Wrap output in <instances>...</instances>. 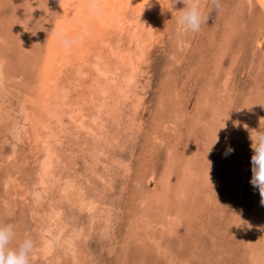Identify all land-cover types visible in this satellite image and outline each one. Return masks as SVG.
<instances>
[{
  "label": "rangeland",
  "instance_id": "374dc122",
  "mask_svg": "<svg viewBox=\"0 0 264 264\" xmlns=\"http://www.w3.org/2000/svg\"><path fill=\"white\" fill-rule=\"evenodd\" d=\"M61 1L0 0V55L11 63L4 62L6 81L0 82V96L4 94L0 102V222L14 224L18 238L25 234L34 238L31 264H72L76 262L73 255L80 264H264V204L259 189L250 183L251 136L264 128V9L260 3L221 0L217 11L208 0H198L207 22L198 33H184L176 26L177 11L184 5L171 8L168 0L166 9L153 18L158 29L151 39L155 43L147 44L151 54L142 63L144 74L136 83L144 97L136 125L131 127L127 116L130 99L121 110L125 117L114 118L118 127L109 123L111 139L103 151L92 150V142L76 130L73 138L66 135L55 147L65 154L61 158L64 175L74 169L84 187L79 199L78 194L62 191L63 181L55 174L57 162L52 174L56 178L39 174L44 147L33 134L25 136L15 126L25 122L20 114L21 109L27 110L22 106L23 95L32 94V88H24L32 83L36 88L32 76L40 71L39 57L45 53ZM63 81L70 91L68 77ZM48 125L42 124L41 133ZM229 147L231 153H227ZM128 162L125 173L122 165ZM89 169L104 178L99 174L91 178ZM36 191L45 194L46 201L36 202ZM91 199L98 204L95 211H91ZM56 207L67 219L66 231L79 234L74 238V252L65 256L55 247L60 257L44 254L40 237L47 212Z\"/></svg>",
  "mask_w": 264,
  "mask_h": 264
},
{
  "label": "bare ground",
  "instance_id": "6f19581e",
  "mask_svg": "<svg viewBox=\"0 0 264 264\" xmlns=\"http://www.w3.org/2000/svg\"><path fill=\"white\" fill-rule=\"evenodd\" d=\"M257 1L260 3L261 7L264 9V0H257ZM85 2H86V0H62L61 1L60 6L58 7L59 9L54 14V20H53V23L51 24L52 26L50 28V33L48 36L49 37L48 42L46 44V48L44 49L45 53L43 54L42 57H39V58H42V60L40 59L42 62L41 67H39L40 71L38 70L39 72L38 73L35 72L34 76H32V77H34V80L33 79L32 80L35 81L36 88L33 87V85H32L33 83L32 84L29 83V84H31L30 86H25V88H24L25 90H27V89L30 90L32 88V92H29L32 94H27L26 92L21 91L22 89H20V92H23V94L26 93V95H23L24 101L22 99V101H23L22 106L26 107L27 110L24 111V109H25L24 108V109H21L22 111H20V112H22L20 114L24 115V121L25 122L21 123V124H19V123L15 124V126H17V129L20 130V133H22L25 136H28L29 133H30V135L33 134L34 138L36 137L37 141L40 142L41 145L44 147V150H42L43 155L40 156V157H42L41 158L42 160L40 159V161H41V164H40L41 173H39V174L40 175L42 174V176H44V179H47V177H49L50 175H51L50 177H53L52 176V174L54 173L53 168L57 162L58 168L55 170L56 171L55 174L58 176L57 178H59L60 181H63V185H62L63 187H61V189L65 188V191L67 193H70L69 195L78 194L79 197L76 195V199H78V198L80 199L83 197L84 187L80 186V183L78 182V178H77V175H76V172L74 171V169H70L71 171H69V175H68V172H66V174L64 175L63 172L65 171V166H63V165L61 166V162H62L61 158H64L65 154L63 153V151H60L61 149L60 150L57 149L58 148L57 145H58V143H61L60 140L64 136L68 135L66 137H68V138L72 137L74 135L73 131L76 130V131H79V132L85 134L84 135L85 137H83V138H88L92 142V147H93L92 150L98 148V150L103 151L104 148L106 147L105 144H107L111 139L110 124L112 123L115 126H117V124H119L118 121L116 122V120H114V118H116V117L118 118V116H119L118 119H121V117L124 116V114L121 110L123 109L126 102L130 101V99L133 100L132 103H130V102L129 103L127 102V103L131 104V106H132L130 111H129L131 113V115H130V113L129 114L125 113V114H127V116L129 115L128 118H130V121L132 122V123L130 122L131 123L130 126L133 127L136 125V122L138 121L137 120L138 111H140L138 109L141 108V103L143 102L142 98L144 99L143 94H142V92L139 91V87L137 86L136 83L137 82L139 83V79H138L139 75L142 74V76H143V74H144V72L142 73V70L144 68V67L142 68V63L144 61H146V59H147L146 56L149 53L147 50V44L151 43V39H153V38L155 39L154 36L156 35V33L158 31V29L156 28L157 25H155L153 18L155 17V15H157V13L163 12L166 9L167 5L169 4V3L167 4L168 0H148V3H147V0H99L98 11L96 13H89L87 8L85 7ZM52 4H54V3H52ZM18 8H21V7H18ZM73 10H75V11H73ZM170 11H167V12H170ZM158 25H160V24H158ZM161 27H163V25ZM166 30L168 31L167 28H166ZM222 30H223V28H222ZM59 32L67 33L70 36L79 35L82 37V40L78 44H76L73 47H71L70 49L66 50L58 41L57 33H59ZM167 33L169 34V32H167ZM24 36L22 35V37H24ZM164 36H165V34H164ZM114 38H116V39H114ZM124 39L128 41L127 44L124 43L125 42ZM13 40H15V39H13ZM152 43H155V42H152ZM22 44H24V43H22ZM257 44H258V41H257ZM35 45H37V44H35ZM13 46H14V44H13ZM34 47H36V46H34ZM152 48H153V46H152ZM154 49H155V47H154ZM2 50H3V48H2ZM36 51L38 52V50H36ZM40 51H41V49H40ZM150 51H151V49H150ZM38 53H37V56H38ZM4 54L6 55L5 51H4ZM149 54H151V53H149ZM2 57H3V55L2 56L0 55V67H1L0 68V82L6 81L5 80L6 79V77H5V72H6L5 68L6 67L4 66L6 63H4V62H7V60H8L7 57H5V58H2ZM5 59H7V60L4 61ZM262 61H263V59H262ZM7 63H8V65L11 64L10 62H7ZM22 63H25V62H22ZM178 63H180V62H178ZM36 64H37V62H36ZM38 64H40V63H38ZM23 65L25 66L26 64H23ZM34 67L36 68L38 66H36L34 64ZM256 67H258V65ZM25 68L26 67H24V69ZM27 68L30 69L29 67H27ZM35 68H34V70H35ZM36 69H38V68H36ZM3 71H5V72H3ZM7 74L9 76L11 75L8 72H7ZM27 74H25V75L27 76ZM27 77H29V76H27ZM67 77L70 80V82H69L71 84L70 88H72L70 91H68L69 89L66 88V85H68V84L64 85L65 82L63 81V78H67ZM139 78H141V76ZM28 82H30V81H28ZM20 83H22V82L20 81ZM12 85L14 86L13 83H12ZM11 90H12V88H11ZM73 92L76 93L75 96H73ZM5 93H8V92H5ZM0 95H1V91H0ZM3 95L0 96V102H1V99L3 98ZM145 95H146V93H145ZM6 102H4V103H6ZM28 105H30L31 107L30 106L28 107ZM176 105H178V104H176ZM32 106H33V108H32ZM142 107H143V105H142ZM217 107H218V105H217ZM177 108H178V106H177ZM219 112H217V113H219ZM45 115H47V116H45ZM66 115L68 116L67 119H65ZM105 115L107 117H104ZM185 115H187V114H185ZM48 116H50V117H48ZM46 117H47V119H46ZM123 120H124V118H123ZM221 120H223V119H221ZM43 123L51 124L50 126L49 125L47 126V130L46 131L44 130L45 132L42 131V133H44L45 136H41L42 133H41L40 128H41ZM124 123H122V124H124ZM59 124L60 125L62 124V126H60ZM177 127H178V125H177ZM6 128H8V127H6ZM128 128H129V126H128ZM15 130H16V128H15ZM124 131H126V130L124 129ZM239 134H241V133H239ZM40 136H41V139H40ZM177 137H179V136H177ZM29 139H28V141H29ZM81 140H82V137H81ZM65 141H67V140H65ZM68 142H69V140H68ZM243 143H245V142H243ZM80 144H82V143L80 142ZM31 145L32 144H30V146ZM82 145L84 146L83 148L86 147L84 144H82ZM174 146H176V145H174ZM55 147H57V148L55 149ZM246 147H248V146H246ZM35 148H36V146H35ZM83 148H80V149L83 150ZM90 150H91V148H90ZM66 151H68V150H66ZM84 151H85V149H84ZM77 152H79V151H77ZM106 153H108V151H106ZM105 154H104V156H105ZM99 155H100V153H99ZM109 155H111V154H109ZM40 157H38V158H40ZM92 160H93V158H92ZM33 161H34V159H33ZM96 161H97V159H96ZM101 161H102V159H101ZM114 161L118 162L117 157H116V160H114ZM233 162L235 163V160ZM26 164H28V161ZM36 166H35V168H36ZM122 166H123L122 168H124V170H125V173H127V171L129 170V162L124 163V165H122ZM93 167H94V165H93ZM98 168H99V166H98ZM90 169L88 171L90 177L96 178V176H98L97 174H99V173L95 172L93 169H92L93 171H91ZM34 171H36V170H34ZM210 171H209V173H210ZM186 173H188V172H186ZM205 173H206V171H205ZM206 175H207V173H206ZM99 176L101 178H104L100 174H99ZM9 178L10 177L7 176V179H9ZM53 178H56V177H53ZM187 179H188V177H187ZM54 181H56V180H54ZM54 181H52V182H54ZM49 185H51V183ZM40 188H42V185L40 186ZM221 190L223 191V189H221ZM62 191H64V189ZM34 196H35L36 202L37 201H39V202L46 201L45 194L43 196L42 192H40V194L37 195V191H36ZM51 196H53V195L51 194ZM54 197L56 198L57 196L54 195ZM50 198H48V201L53 203L52 199H51L52 201L49 200ZM91 198H92V196H91ZM215 198H217V197H215ZM147 200H149V199H147ZM64 201H65V199H64ZM76 201H78V200H76ZM65 202H67V201H65ZM68 203L71 204L74 202H70V200H69ZM90 204H91L90 206L92 207L91 211H92V209H94V211H95L96 205H98L96 203V201L94 199H91ZM143 204H145V203H143ZM4 205H6V203ZM102 205H104V204H102ZM47 213H48V216H47L48 219L46 220V224L44 225V228H42V230L40 231V237H41L42 242H43L41 249L44 252V254L52 255V256L57 255V257H60V255L63 254V251L65 253V256L67 254H69L70 251L74 252L76 247L74 248L73 243H74V238L76 237L77 234H75L74 233L75 231H72V230H70L69 232L66 231V225L68 223L66 222L67 219L66 220L64 219L65 221L63 220V217L61 214L62 211H60V209H57V207H56V208H51V211H48ZM107 213H109V212H107ZM88 219H89V217H88ZM108 219H110V218H108ZM104 221H106V220H104ZM76 228H77V226H76ZM78 231H80V230H78ZM81 231H83V230L81 229ZM81 238H83V236ZM56 246L59 247V249H61L59 251L62 254L58 250H57L58 252H56V249H55ZM138 252H140V251H138ZM72 255H70V256H72ZM68 258L70 260L69 256H67V259ZM73 259H76L75 260L76 262L74 263V261H72V264H80V262H79V260H77L76 256L73 255ZM82 262H84V261L82 260ZM68 264H71V262Z\"/></svg>",
  "mask_w": 264,
  "mask_h": 264
},
{
  "label": "clouds",
  "instance_id": "9594fccd",
  "mask_svg": "<svg viewBox=\"0 0 264 264\" xmlns=\"http://www.w3.org/2000/svg\"><path fill=\"white\" fill-rule=\"evenodd\" d=\"M208 2L217 11L221 10V0H208ZM177 3L184 5L177 11V30L184 33H198L201 26L207 22V16L198 0H170V7L175 8ZM85 7L89 13H96L99 9V0H86ZM57 38L66 50L82 40L79 35L70 36L63 32L57 33ZM251 140L254 154L251 157L250 183L259 189L261 203L264 204V128L260 127L255 131V136H251ZM232 151L230 147L227 149V153ZM35 248L36 242L31 235L25 234L22 238H18L14 224L0 222V264H31Z\"/></svg>",
  "mask_w": 264,
  "mask_h": 264
}]
</instances>
